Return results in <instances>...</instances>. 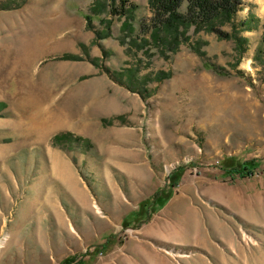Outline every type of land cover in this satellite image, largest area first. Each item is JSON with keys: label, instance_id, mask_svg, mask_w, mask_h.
<instances>
[{"label": "rangeland", "instance_id": "1", "mask_svg": "<svg viewBox=\"0 0 264 264\" xmlns=\"http://www.w3.org/2000/svg\"><path fill=\"white\" fill-rule=\"evenodd\" d=\"M242 1L243 52L232 23L153 29L149 0H0V264H264V0Z\"/></svg>", "mask_w": 264, "mask_h": 264}, {"label": "trees", "instance_id": "2", "mask_svg": "<svg viewBox=\"0 0 264 264\" xmlns=\"http://www.w3.org/2000/svg\"><path fill=\"white\" fill-rule=\"evenodd\" d=\"M184 3H186V11L182 12L181 7ZM242 3V0H149V6L153 12L151 27L160 30L165 27L178 29L180 27L186 28L194 26L196 29L209 28L215 30L214 23H232L235 33L231 34V38L235 40L236 48L240 52H243L246 51L249 38L241 36L240 30H252V28L257 25V23H255L257 18L251 15L237 24L242 28L235 25L234 18L236 13L240 10ZM133 6L130 0H115V4L111 6V13L126 14L133 9ZM253 59L259 64L264 65V24L261 39L255 50ZM206 65L217 72L226 73L225 68L218 67L213 63L207 62ZM252 163H254L253 160L244 162L231 172L234 173V175L240 174L246 177L253 173L251 172L250 166L255 167V164L253 165ZM182 170V168H179L178 171L176 170L173 172L171 175L173 180L172 185L175 183V179L179 177V173H181ZM158 195H163L165 198L166 196L168 197L167 190L161 191ZM151 206V204L148 205L150 209ZM133 215L135 216L137 213L133 212Z\"/></svg>", "mask_w": 264, "mask_h": 264}]
</instances>
